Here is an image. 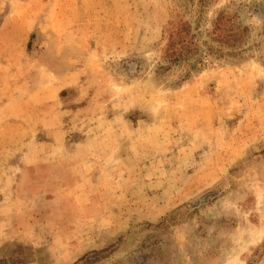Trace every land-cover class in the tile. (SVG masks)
<instances>
[{
	"label": "rangeland",
	"instance_id": "obj_1",
	"mask_svg": "<svg viewBox=\"0 0 264 264\" xmlns=\"http://www.w3.org/2000/svg\"><path fill=\"white\" fill-rule=\"evenodd\" d=\"M0 264H264V0H0Z\"/></svg>",
	"mask_w": 264,
	"mask_h": 264
},
{
	"label": "trees",
	"instance_id": "obj_2",
	"mask_svg": "<svg viewBox=\"0 0 264 264\" xmlns=\"http://www.w3.org/2000/svg\"><path fill=\"white\" fill-rule=\"evenodd\" d=\"M223 20H224V16L220 15L217 20H216V24H215V31L216 34L220 32L221 30V25H223ZM226 37H229L228 35H226ZM183 39V38H182ZM182 41V42H181ZM179 41V43H173L172 47L169 49V52H173L174 51H180V50H184L186 51V57H191L190 55H193V52L191 51L193 48H195L192 45H187L183 42V40ZM185 57V56H183Z\"/></svg>",
	"mask_w": 264,
	"mask_h": 264
}]
</instances>
